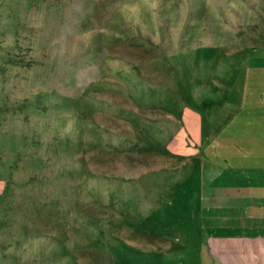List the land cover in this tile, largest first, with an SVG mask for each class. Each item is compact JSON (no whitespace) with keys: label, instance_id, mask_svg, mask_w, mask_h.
Wrapping results in <instances>:
<instances>
[{"label":"rangeland","instance_id":"374dc122","mask_svg":"<svg viewBox=\"0 0 264 264\" xmlns=\"http://www.w3.org/2000/svg\"><path fill=\"white\" fill-rule=\"evenodd\" d=\"M263 42L264 0H0V264H200L199 126Z\"/></svg>","mask_w":264,"mask_h":264},{"label":"crops","instance_id":"0c3cea01","mask_svg":"<svg viewBox=\"0 0 264 264\" xmlns=\"http://www.w3.org/2000/svg\"><path fill=\"white\" fill-rule=\"evenodd\" d=\"M239 53L221 107L199 126L200 264H264V42Z\"/></svg>","mask_w":264,"mask_h":264}]
</instances>
